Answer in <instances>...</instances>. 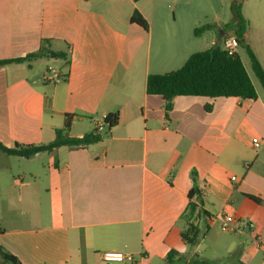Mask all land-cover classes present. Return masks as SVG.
<instances>
[{
	"label": "crops",
	"instance_id": "crops-1",
	"mask_svg": "<svg viewBox=\"0 0 264 264\" xmlns=\"http://www.w3.org/2000/svg\"><path fill=\"white\" fill-rule=\"evenodd\" d=\"M242 1L245 39L264 68V0ZM149 3L0 0V61L50 40L42 57L0 67V142L49 144L66 116L68 137L99 136L30 158L0 152V246L22 264H223L237 249L251 264L264 254V88L248 71L255 100L175 97L167 114L148 76L181 69L219 39L206 47L195 35L193 8L171 18L168 0ZM136 10L148 30L131 22ZM49 70L60 78L46 81ZM113 113L117 126L96 132ZM222 214L239 229L209 220ZM190 225L193 246L182 237ZM108 251L135 261L106 262Z\"/></svg>",
	"mask_w": 264,
	"mask_h": 264
},
{
	"label": "trees",
	"instance_id": "trees-1",
	"mask_svg": "<svg viewBox=\"0 0 264 264\" xmlns=\"http://www.w3.org/2000/svg\"><path fill=\"white\" fill-rule=\"evenodd\" d=\"M134 1L138 2L139 0ZM242 2V0H232L230 9L233 19L230 24L224 25L223 28H215L213 25L203 24L195 29L194 33L196 36H200L207 31H214L219 39L218 44L204 51L201 50L193 53L181 69L165 74H150L148 76L146 92L149 95L163 97L167 114L173 109V99L175 97L200 96L247 100H255L258 97L257 90L248 75V70L240 55L238 53L229 55L224 49V40L229 30H231L234 36L239 40L240 46L246 48L254 75L264 88V68L245 39L247 22L242 14ZM131 22H134V24L139 25L145 30L149 29L147 19L138 10L133 13ZM49 42L50 40H43L41 50L27 57L15 60H1L0 67L10 63H23L35 57H42L45 50L44 44ZM56 56L61 58L65 57L60 53H57ZM206 110L210 112L212 107H206ZM71 118L70 116H66L64 128L56 133L55 140L49 144L42 146L17 145L15 148H9L0 142V152L9 157L30 158L63 146L83 147L99 140V136L93 134L85 135L83 138L68 137L67 133L71 130ZM118 123V113L107 115L105 124L108 126L109 131L116 127ZM193 192L194 191L191 190L190 195L194 194ZM199 235V229L190 225L182 234V237L187 244L193 246L197 243ZM0 262L1 264H22L16 257L4 252L1 246Z\"/></svg>",
	"mask_w": 264,
	"mask_h": 264
},
{
	"label": "rangeland",
	"instance_id": "rangeland-1",
	"mask_svg": "<svg viewBox=\"0 0 264 264\" xmlns=\"http://www.w3.org/2000/svg\"><path fill=\"white\" fill-rule=\"evenodd\" d=\"M184 1H187V0H184ZM188 1L190 3L189 5H186L185 2L180 5L179 1L168 0L165 11L172 18L173 12H176L177 15L180 14V12L182 11L181 7H183L187 11L193 8V10L198 14V18L201 21L200 26L203 24H210V25H213L215 28L217 27L223 28L224 25L226 24L228 25L232 22L233 15L230 9L232 0H188ZM144 3L150 6L149 0H144ZM226 30L228 31L227 28ZM203 35H204V41H205L204 44L207 47L210 39L215 38L216 34L212 33L211 31H207ZM228 36H234L231 30H229ZM238 53L240 57L243 59V61L245 62L248 68V71L250 72L249 74L251 75L253 81L258 87L261 88L262 85L260 81L254 75L252 64H251L249 55L246 51V48L245 47L239 48ZM54 65H57V64L55 63ZM252 235L253 237L256 236V234L255 235L252 234ZM201 251H203V249H201ZM238 253L239 252L237 249L234 253L227 256V260H224L223 264H244V263L239 262L240 257ZM245 257H248V253L245 254ZM263 262H264V254L260 253L258 258H256L251 264H263Z\"/></svg>",
	"mask_w": 264,
	"mask_h": 264
},
{
	"label": "built area",
	"instance_id": "built-area-1",
	"mask_svg": "<svg viewBox=\"0 0 264 264\" xmlns=\"http://www.w3.org/2000/svg\"><path fill=\"white\" fill-rule=\"evenodd\" d=\"M224 47H225L224 49L229 55H235L238 49L240 48V42L236 36H229L228 38L226 37V39L224 40ZM59 78L60 76L52 70H49L47 74L44 76V79L46 81H55L58 80ZM105 127H107V125L104 122H100L97 125L96 132H101L102 130H105ZM254 146L257 150H260L262 147L261 142H257L256 144H254ZM231 179L234 182L237 181L236 176H233ZM209 220L212 223H214L215 221L219 222L221 229L225 232H231L236 229H239L238 221L233 215L222 214L218 217L212 216L209 218ZM102 259L110 263L111 262L132 263L135 261V257L133 256V254L125 253L121 251H108L102 253Z\"/></svg>",
	"mask_w": 264,
	"mask_h": 264
}]
</instances>
